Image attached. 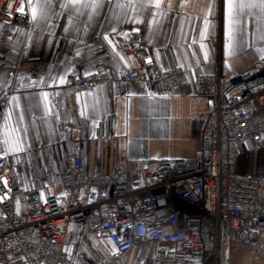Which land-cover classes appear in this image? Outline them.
Masks as SVG:
<instances>
[{
    "label": "built area",
    "instance_id": "2783aa9c",
    "mask_svg": "<svg viewBox=\"0 0 264 264\" xmlns=\"http://www.w3.org/2000/svg\"><path fill=\"white\" fill-rule=\"evenodd\" d=\"M23 2L0 0V69H5L2 44L15 16L28 20L19 11ZM58 44L49 59L35 56L28 65L7 68L0 113L14 93L49 87ZM148 69L145 63L126 67L117 79L142 82L148 91L155 84L164 93L185 82L180 65L154 75H147ZM110 79L102 71L69 73L65 87L77 94ZM196 90L206 100V112L198 147L187 158L141 159L127 168L88 171L85 121L58 106L54 143L26 149L33 166L24 190L21 167L10 162L0 133V264H90L79 252L86 239H74L68 228L85 219L113 246L94 264H126L129 251L146 243L152 264H231L233 244L264 262V178L236 170L239 151L263 143L264 69L257 62L231 79L201 73ZM72 130L78 131L75 140ZM46 160L50 166L44 171ZM130 175L138 179L132 183ZM53 186L59 193L46 191Z\"/></svg>",
    "mask_w": 264,
    "mask_h": 264
},
{
    "label": "crops",
    "instance_id": "0c3cea01",
    "mask_svg": "<svg viewBox=\"0 0 264 264\" xmlns=\"http://www.w3.org/2000/svg\"><path fill=\"white\" fill-rule=\"evenodd\" d=\"M37 2L24 0L28 20L24 22L15 16L1 48L5 69H0V83L7 68L13 65H28L35 56L49 59L59 40L49 87L14 93L0 113V133L4 121L20 130L17 136L22 139V150H13L5 144L10 162L21 167L19 179L24 190L29 187L33 166L26 149L36 151L54 143L58 106L85 121L88 171L109 172L115 166L127 168L131 162L141 159H182L191 157L197 149L206 112V100L196 90V77L212 73L231 79L257 62L264 69V21L258 19V9L252 10L253 15L240 17L241 23L229 48L224 0H161L160 9L153 7L149 0H97L100 6L95 11L69 6L70 0H51L47 21L36 23L29 5ZM205 17L209 21L207 26ZM105 35L112 44L104 39ZM201 44L205 47L201 48ZM120 56L125 59L121 60ZM142 63L149 65L147 75H154L170 64L180 65L184 68L185 82L176 91L164 93L155 84L148 91L142 82L117 79L126 67ZM100 71L111 77L103 85L77 94L65 87L69 73ZM61 76L63 83L59 82ZM42 92L49 93L47 100L43 99ZM4 131V139L11 141L7 130ZM70 136L75 140L78 131L72 130ZM36 158L41 162V157ZM46 163L47 160L42 165L44 171L49 170L50 165ZM236 170L264 178V135L261 147L239 151ZM129 179L133 183L138 177L130 175ZM46 191L59 193V187H47ZM68 228L74 239H86L79 252L87 263H96L113 248L107 238L98 237L92 231L89 219L71 222ZM143 251H147L145 257ZM143 259L152 264L149 243L130 250L126 264H137ZM231 264L264 262L251 259L246 247L233 244Z\"/></svg>",
    "mask_w": 264,
    "mask_h": 264
},
{
    "label": "snow or ice",
    "instance_id": "6c2138e0",
    "mask_svg": "<svg viewBox=\"0 0 264 264\" xmlns=\"http://www.w3.org/2000/svg\"><path fill=\"white\" fill-rule=\"evenodd\" d=\"M149 3L155 7L156 9L161 8V0H149ZM225 5V27H226V36L228 37V47H231V42L233 40L234 33L238 30V25H240L241 20L240 17L243 15H253L252 12L253 9H258V19L261 21H264V0H224ZM65 5H61V7H64ZM69 6H75L78 8H91L93 11L97 10L99 8V3L97 0H92L91 3L82 2V0H70ZM119 7L123 8L125 5H118ZM131 6V5H129ZM142 7H146L147 5H141ZM32 12V18L33 21L36 23H39L40 21H47L49 17V13L52 9L51 0H44L43 3L38 0V2L35 5H29ZM169 7H171V4H169ZM135 10V8H134ZM247 10V11H246ZM19 11L23 12L24 9L21 8ZM209 13L211 9H208ZM164 13H161L163 15ZM91 18V13L89 14ZM69 23H71V17H69ZM205 26L209 24V21L207 17L204 18ZM67 30V29H65ZM113 31H116L115 28H113ZM133 31H139V29H134ZM127 35V34H125ZM204 33H201V36L203 38ZM105 40H108L109 44H112V41L109 40L108 36L105 35ZM205 46L201 44V48H204ZM113 49L115 50V45H113ZM79 55V53H77ZM119 55V53H117ZM207 52H205V59H207ZM121 60H124L125 58L123 56H120ZM149 62H151L152 58H148ZM90 73H85V75H89ZM60 83L64 82V77H60L59 80ZM53 83H56L54 80ZM43 99L47 100L49 93L42 92L41 93ZM50 111V109H47ZM83 115V112L81 113ZM11 115V114H9ZM22 119V116H21ZM5 128L7 130L6 135L11 137V141L8 139L5 140L6 144H9V146L16 151L22 150V139L18 138L17 134L20 132V130L15 125H9L6 123ZM27 129H24V132L26 133Z\"/></svg>",
    "mask_w": 264,
    "mask_h": 264
},
{
    "label": "rangeland",
    "instance_id": "374dc122",
    "mask_svg": "<svg viewBox=\"0 0 264 264\" xmlns=\"http://www.w3.org/2000/svg\"><path fill=\"white\" fill-rule=\"evenodd\" d=\"M2 123V122H1ZM5 123H6V121H4L3 122V124H2V128H1V135H2V137H3V139H4V130H6V128H5ZM5 140V139H4ZM7 146H8V144H7ZM144 252V257H145V255L147 254V251H143ZM143 252L141 253V254H143Z\"/></svg>",
    "mask_w": 264,
    "mask_h": 264
},
{
    "label": "trees",
    "instance_id": "16d2710c",
    "mask_svg": "<svg viewBox=\"0 0 264 264\" xmlns=\"http://www.w3.org/2000/svg\"><path fill=\"white\" fill-rule=\"evenodd\" d=\"M263 66V65H262Z\"/></svg>",
    "mask_w": 264,
    "mask_h": 264
}]
</instances>
